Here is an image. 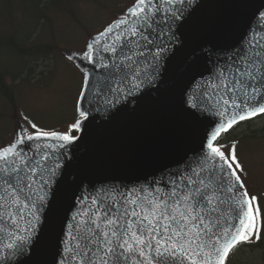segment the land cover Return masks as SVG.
Masks as SVG:
<instances>
[{"label": "snow or ice", "instance_id": "6c2138e0", "mask_svg": "<svg viewBox=\"0 0 264 264\" xmlns=\"http://www.w3.org/2000/svg\"><path fill=\"white\" fill-rule=\"evenodd\" d=\"M199 7L198 0H134L69 56L86 66L74 121L61 132L25 117L12 142L0 148V233L7 237L0 264H43L41 212L59 190L68 146L80 139L76 133L85 135L94 113L107 116L168 78ZM200 55L211 67L200 74L189 107L219 124L210 140L205 132L196 153L144 184L101 186L82 195L58 241V264H228L237 246L262 239L264 206L247 191L236 144L225 151L216 141L235 125L264 116V25L250 29L227 55L214 49ZM194 63L192 55L183 56L184 66Z\"/></svg>", "mask_w": 264, "mask_h": 264}, {"label": "water", "instance_id": "95a60500", "mask_svg": "<svg viewBox=\"0 0 264 264\" xmlns=\"http://www.w3.org/2000/svg\"><path fill=\"white\" fill-rule=\"evenodd\" d=\"M198 3L200 7L182 37L187 39V47L171 62L168 78L156 88H146L119 104L107 116L94 113L96 119L85 129V135L77 133L80 139L68 146L63 170L57 177L59 190L55 195L49 194V204L41 212L40 227L46 239L43 264H58L62 247L58 241L66 225L72 223L73 205L79 203L82 195L87 197L101 186L144 184L162 169L175 168L186 156L196 153L205 132L210 140L212 131L219 126L209 123L214 117L205 120L207 113L189 107L194 102L190 98L199 90L200 74L211 67V61L200 55L201 50L214 49L216 55H227L250 29L258 30L264 25L261 17L264 0H198ZM78 53L68 50L63 56L82 74L86 66L69 59ZM184 55H192L195 63L184 66ZM190 112H195L196 118ZM21 123L18 119V125ZM208 142L204 141L205 153ZM73 179L75 184L71 183ZM53 208L54 212L50 211ZM3 242H7V237L0 233V243Z\"/></svg>", "mask_w": 264, "mask_h": 264}, {"label": "rangeland", "instance_id": "374dc122", "mask_svg": "<svg viewBox=\"0 0 264 264\" xmlns=\"http://www.w3.org/2000/svg\"><path fill=\"white\" fill-rule=\"evenodd\" d=\"M133 3L134 0H79L75 10L78 11L76 20L64 14L56 16L57 50L53 73L40 88H23L17 95L15 108L5 109L4 102L0 100V111L7 114L6 119L0 120V148L12 142L17 133L18 119L26 124L25 117L45 129L61 132L67 129L75 119L82 76L66 61L63 52H81L91 36L116 20ZM253 126L252 129H260L264 123ZM233 132L239 139L233 143L236 144L238 159L244 169L243 181L250 194L257 196L264 206V134L257 133L255 138L242 139L244 135H241L239 127ZM231 139L223 138L225 143L222 145L225 147H222L225 151L233 144L228 142ZM257 224L259 227V217Z\"/></svg>", "mask_w": 264, "mask_h": 264}, {"label": "trees", "instance_id": "16d2710c", "mask_svg": "<svg viewBox=\"0 0 264 264\" xmlns=\"http://www.w3.org/2000/svg\"><path fill=\"white\" fill-rule=\"evenodd\" d=\"M79 0H0V100L15 108L25 87L36 89L51 77L56 56V16L76 20ZM0 111V120L7 117ZM236 128V127H235ZM231 130L219 140L239 141ZM264 130L247 131L242 139L255 138ZM242 135V136H243ZM233 136V137H232ZM228 264H264V238L257 244H241L230 254Z\"/></svg>", "mask_w": 264, "mask_h": 264}, {"label": "flooded vegetation", "instance_id": "af4514ba", "mask_svg": "<svg viewBox=\"0 0 264 264\" xmlns=\"http://www.w3.org/2000/svg\"><path fill=\"white\" fill-rule=\"evenodd\" d=\"M263 117L264 116H261V117L256 118L255 120H251V121H247V122L241 123V125L239 126V129L241 131V134L243 135L246 131H250V130H252V131H258V129H256V128L252 129L251 127H254L253 124H257L258 125L260 123H264V121L259 123V121H262L264 119ZM262 128L264 130V127H262ZM262 128H260V129H262Z\"/></svg>", "mask_w": 264, "mask_h": 264}]
</instances>
